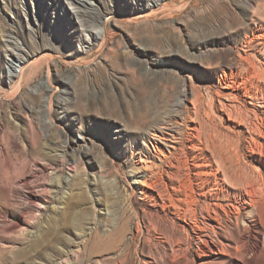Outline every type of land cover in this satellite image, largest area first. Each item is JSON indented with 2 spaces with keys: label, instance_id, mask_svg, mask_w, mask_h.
Instances as JSON below:
<instances>
[{
  "label": "rangeland",
  "instance_id": "374dc122",
  "mask_svg": "<svg viewBox=\"0 0 264 264\" xmlns=\"http://www.w3.org/2000/svg\"><path fill=\"white\" fill-rule=\"evenodd\" d=\"M260 3L0 0V264H162L171 257V243L144 229L158 226L174 233L183 264L250 259L255 241L235 247L234 219L227 222L222 210L232 215L237 207L240 228L259 235L257 208L244 202L242 185L245 175L264 209V161L254 152L264 146ZM257 7L263 18L253 17ZM246 36L257 41L249 47ZM240 56L250 62L240 65ZM225 72L235 90L219 82ZM230 103L240 108V118L230 120L219 109ZM165 114L180 123L174 125L183 142L180 178L190 169L195 197L205 193L206 203L222 205L217 211L226 253L199 259L195 240H184L188 227L175 218L183 197L170 196L177 183L164 177L162 197L137 189L131 152L141 147L153 154L152 119ZM200 123L226 147L229 175L243 176L241 182L221 181L210 154L193 149L203 144L187 127ZM57 181L63 183L52 189ZM31 194L39 205L29 202ZM234 247L238 256H231Z\"/></svg>",
  "mask_w": 264,
  "mask_h": 264
},
{
  "label": "bare ground",
  "instance_id": "6f19581e",
  "mask_svg": "<svg viewBox=\"0 0 264 264\" xmlns=\"http://www.w3.org/2000/svg\"><path fill=\"white\" fill-rule=\"evenodd\" d=\"M260 4H261L260 7L264 6V0H262V3H260ZM260 7H257V9L254 10L255 15L253 17L256 16V17H262L263 18V15L261 16V13L259 11ZM259 13H260V15H258ZM249 29H250L249 27H244V32L246 33V31ZM262 30H264V28ZM256 38H257V40H259L262 38V36L259 35V37L257 36ZM246 39H247V43L249 44V47H251L252 44L255 43L254 41H257V40H254L253 37L249 38L246 36ZM258 43L260 44V42H258ZM244 53L247 54L248 51H245ZM249 62H250L249 58L242 57V56L239 57L238 63L240 65H242V63H249ZM252 63H250V64H252ZM243 66H244V64H243ZM255 67H257L256 64H255ZM23 68L24 67H21V69H23ZM19 73H21V70L19 71ZM261 75H264V72H262ZM228 79L229 78L227 77V74L225 72L224 78L223 77L220 78L219 82H222V84H225L226 89L235 90V88H237L235 81H230V80L228 81ZM234 100H235V97H234ZM235 103H237V102L235 101ZM235 103H230L228 106H224L222 104H219L220 105L219 109H221L222 112H224L230 120L237 119L236 116H239L238 118H240V116H242V114L240 112V108H238L237 104H235ZM194 105H195V103H194ZM260 107L264 108V100L260 104ZM194 112H195V114L194 113L193 114L197 115L195 110H194ZM152 123L154 124L155 127H154V131H153L151 136L154 138L155 141H154V143L149 142L148 144H149V147L151 148V151L153 152V154L148 153L146 155V153L145 154L141 153V150H142L141 147H138L135 151L131 152L133 159H135L134 160L135 170L133 172V178L134 179L139 178L138 182H137V189L143 190V188H146V189L152 190V191L156 190L159 192V194H160L159 196L162 197L164 195V193L167 192V189H168L167 183L165 182L164 177L167 176L169 182H171L172 184L177 183L178 184L177 188L176 189L173 188V194L170 196L176 195V196H182L183 197V199L180 200V201H182L183 205L182 204L181 205L183 207L182 206L180 207V205L175 207L176 208L175 218L179 219V220H183V222H185V224L188 227V229H184L181 227L182 231H183L182 234L184 233V237H185L184 240L187 243H189L192 239L195 240V243H196L195 255L199 259L202 257H205L207 255H209L208 257L214 256L213 254L216 253L215 251H219V253H223V252L226 253V250H225L226 244H224L221 241V239L223 238L222 233L224 231V227L222 226V222H221V218H220L221 216L217 211L218 209L222 210V205L220 203H217L218 199H216V201L214 200L213 204L212 203L211 204L206 203V201H204V200H205V198H208V197H207V194H205V193L198 194L197 195L198 198L195 197L196 193L194 192V189L192 188V180L190 179V169H187L188 173L183 176V178H184L187 175V178H184L185 180L183 178H180V176H179L180 175L179 173H181V172H179L180 168L177 167L176 163L178 161V156L181 155V154H179V152L183 149L181 146V144L183 142L181 143L180 138L177 137L180 131L178 129H174L175 124L180 125V123L178 122V117L172 116L169 114H165V116L155 115L152 119ZM204 127H205V125H203L201 123L200 124H194L193 126L187 127L188 135H190L189 137L193 138L194 140L196 139L199 143L203 144L202 148L198 147V145H197V146H194L193 149L201 150V152L207 151L210 154L209 158H211L213 163L216 165L218 174L220 173L222 175L221 181L226 182V183H235L234 180L236 182H241L244 179L245 182L242 185L243 186L242 190L246 196L244 202L248 203L249 206L257 208V212L255 215V223H256L255 228L259 227V235H251L250 232L252 231V229L250 227L248 229H246L244 227L240 228V226H239L240 220L239 219H240L241 215L239 216L240 213L238 212L237 207H236V209L233 207V209L236 212L232 213V215H228L225 213V210H222V212H224L223 214H225L224 217L226 218L227 222L228 221L230 222L232 220V218L234 219L235 227L237 229V232L234 234V238H233V244L235 245V247L238 244L248 242L249 239L250 240L252 239L255 241L254 244L252 243L253 246L251 247V250L249 251L250 252L249 253L250 259L248 261L244 260L241 263L238 261H231L230 264H264V260H262V262L259 261L260 257L264 258V237H263V247L260 248V236L261 235L264 236V209L256 202V197L258 196V193L256 192V189L254 187L255 185H253L248 180V178H246V176L244 174L243 175L245 178H243V176L241 174V176H242L241 178H243V179H241L240 176H238V179H235V178L233 179L230 177L229 171L231 168L230 167L231 163L228 164V162H227L229 160V158L227 159L226 147L225 146L222 147L220 144H217L216 142H214V138H212L213 136L211 137L209 135H206L207 132L205 131ZM260 136H261V138L264 139V132L260 133ZM140 137H141V139H143V136H140ZM202 140H204V141H202ZM143 142H145V139L143 140ZM217 142H219V141H217ZM168 143L170 145L167 147V151H165L164 147H166V145ZM145 146L146 145H144V147ZM255 150L256 151H254V152L256 153L257 156L260 157L259 161L262 163L264 161L263 160L264 159V146L263 145H256ZM143 156L145 157V160H142ZM154 160L157 161L158 163L157 164L152 163V161H154ZM262 165H263V163H262ZM168 170H170V171H168ZM181 170H182V168H181ZM237 174H238V172H237ZM234 177L237 178V176H234ZM62 183L63 182H61V181H59V182L57 181L56 183H53L52 189H57V187H59V185ZM239 186L241 187V185H239ZM200 189H202V187ZM146 192H148V191H146ZM146 192L140 191V194H143L145 196ZM259 192L261 195V191H259ZM167 195H168V193H167ZM262 201H263V199H262ZM29 202L30 203L37 202L38 205L40 203L38 201V196L35 194L30 195ZM198 207H200V209H201V216L198 215V212H197ZM212 207H215V209H213ZM152 220L155 221L154 219H152ZM213 221H216L215 225L212 224ZM157 223H158V221H157ZM157 223L155 225H157ZM174 225L175 224L173 223L171 226H174ZM216 228H217V230L218 229L219 230L217 231ZM144 229H145L146 234L148 236L152 235V231L153 232L157 231V233L158 232L163 233L166 241H168V243H171V247H172L171 257H170V259L167 258L166 260H163L162 264H183V261L186 260V258L185 257L181 258V256H179L180 254H177L178 253L177 247H179V245L178 246L176 245L177 247H173V246H175L173 243L174 236H175V235H173L174 233H170L168 231V228L163 229L160 226H158V228L147 227ZM174 230H175V228H174ZM141 231L142 230H140V228L137 227V233L136 234H140ZM207 236L209 237L210 240L206 239ZM136 238H138V237H136ZM178 243H179V241H178ZM235 247L233 248V252H232L231 256H238L237 250ZM176 248H177V250H176ZM123 262L120 261L117 264H124ZM142 264H151V263L150 262H143Z\"/></svg>",
  "mask_w": 264,
  "mask_h": 264
}]
</instances>
